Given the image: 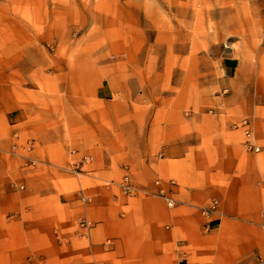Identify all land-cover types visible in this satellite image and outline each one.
I'll use <instances>...</instances> for the list:
<instances>
[{"label": "rangeland", "instance_id": "rangeland-1", "mask_svg": "<svg viewBox=\"0 0 264 264\" xmlns=\"http://www.w3.org/2000/svg\"><path fill=\"white\" fill-rule=\"evenodd\" d=\"M5 88L16 125L0 116L12 141L0 153L63 190L156 196L135 176L150 167L153 185L183 184L190 165L165 174L159 159L186 137L211 164L216 143H238L264 179V0H0V98ZM242 119L256 152L242 145ZM125 173L145 190L122 195Z\"/></svg>", "mask_w": 264, "mask_h": 264}, {"label": "crops", "instance_id": "crops-1", "mask_svg": "<svg viewBox=\"0 0 264 264\" xmlns=\"http://www.w3.org/2000/svg\"><path fill=\"white\" fill-rule=\"evenodd\" d=\"M4 91L0 116L13 127L16 121L5 113L12 97L9 88ZM199 122L214 127L213 121ZM2 132L0 127L5 151L12 141ZM200 144L186 137L162 146L165 174L190 165L187 174H177L186 177L183 184L159 178L164 197L118 196L102 185L63 190L51 172L0 153V264H264L260 170L240 163L238 143H216L214 164ZM156 177L147 167L135 179L156 192Z\"/></svg>", "mask_w": 264, "mask_h": 264}, {"label": "built area", "instance_id": "built-area-1", "mask_svg": "<svg viewBox=\"0 0 264 264\" xmlns=\"http://www.w3.org/2000/svg\"><path fill=\"white\" fill-rule=\"evenodd\" d=\"M240 127H244V128L247 129L245 131V133H246L245 135H246L247 138H249V135H250L249 133L250 132H249V128H248V122L246 121V119H244L243 121L240 122ZM245 145L248 147V149H253L255 152L258 150V147L255 146L254 144L250 143L249 139H247ZM83 160H84V162H86V158H84ZM27 163H29L31 165L33 164V162L31 160H29V159H27ZM34 163H35V161H34ZM155 185H157L158 189L154 193V195L159 196V197H164L163 190H162L161 187H159L160 186L159 183L155 182ZM119 190H120V193L122 195H125V196H129V195H133L134 194L135 186L133 185L132 180H131V178H130L128 173H125L122 176L121 182L119 183ZM165 199L167 200V198H165ZM210 206H211L210 208L212 209V208H214L216 206V203L213 202ZM81 225L83 227H87L89 224L86 223V222H81Z\"/></svg>", "mask_w": 264, "mask_h": 264}, {"label": "bare ground", "instance_id": "bare-ground-1", "mask_svg": "<svg viewBox=\"0 0 264 264\" xmlns=\"http://www.w3.org/2000/svg\"><path fill=\"white\" fill-rule=\"evenodd\" d=\"M243 121V120H242ZM241 128H244V127H241ZM247 129L246 128H244V130H243V135H244V137H245V142H244V145L246 144V141H247V139H249V141L251 140V137H250V135H249V138H247L246 137V133H245V131H246ZM250 134V133H249ZM250 143H251V141H250ZM156 183H160L159 185V187H161V182L160 181H158V180H156ZM119 185V184H118ZM136 192H138V190L135 188V192H134V194L136 193ZM164 193V192H163ZM133 194V195H134ZM165 194V193H164ZM166 200V199H165ZM166 205L168 206V207H171L172 206V200H170V199H167L166 201Z\"/></svg>", "mask_w": 264, "mask_h": 264}]
</instances>
